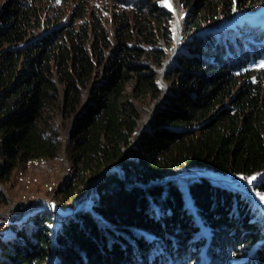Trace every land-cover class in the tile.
Segmentation results:
<instances>
[{"label": "trees", "instance_id": "1", "mask_svg": "<svg viewBox=\"0 0 264 264\" xmlns=\"http://www.w3.org/2000/svg\"><path fill=\"white\" fill-rule=\"evenodd\" d=\"M183 1L186 40L133 157L124 149L166 89L175 11L159 0L0 1L1 182L56 157L63 128L74 166L64 201L112 165L124 171L104 174L74 215L42 210L0 238V264H264V211L249 195L205 177L163 182L192 166L243 180L264 171V14L215 27L249 0ZM246 188L264 198V181Z\"/></svg>", "mask_w": 264, "mask_h": 264}, {"label": "rangeland", "instance_id": "2", "mask_svg": "<svg viewBox=\"0 0 264 264\" xmlns=\"http://www.w3.org/2000/svg\"><path fill=\"white\" fill-rule=\"evenodd\" d=\"M0 1L5 2L6 0H0ZM258 1L260 2L258 3ZM54 2L57 3L58 0H54ZM159 3H161L165 7H168L167 5L170 4V7L168 8L173 9L175 11L176 17L178 16L180 20H182L183 16L187 14L193 7L192 3H189L183 0H159ZM71 5L72 3H69L66 5L67 11H69V8L71 7ZM261 14H264V0H249V2L247 3V6L244 9L236 8L229 20L225 19L224 16H220L217 22L213 26L215 27L222 26L226 23L235 24L236 22L242 21L243 19L253 18L256 16H260ZM175 24H176V21H175ZM174 36L175 37L173 40V45L170 48L171 56L169 58L172 60L174 56L177 54V52H179V50L181 49V46L184 40H186L185 38L182 37V31L180 33V38L178 41L176 40L175 29H174ZM259 62L264 63V55L261 57V60H259ZM165 70L166 69L164 67L162 70V73L160 74V78L161 80L163 78L162 82L164 85L166 84L165 91L167 93L168 84L164 80V75H163V73L165 74ZM165 91H164L163 96L160 98L158 104L160 103L161 99L164 98L166 94ZM155 105H157V103L153 102L150 106V110L148 111L144 110L142 118L140 120V126H139L138 133L141 127L143 126V124L145 123L146 117L147 116L149 117ZM57 122L58 123L61 122L60 118L57 119ZM137 137H138V134L133 140H135ZM67 143H68V129L63 128V145H62V148L59 154L56 157L54 158L40 157V158L31 159L25 163H20L18 166H16L13 169L10 175V178L6 184L2 183L0 180V188L4 192L6 199H7V203L0 206V238H5L9 236L10 234L13 233V231L18 226L22 225L29 218L34 216V215L31 216L30 214H28V216H25V218H23L22 220L16 221V222L6 219L8 216L17 214L18 212H20V210L23 208L24 205H27L36 199L44 198V199L52 200L57 203L56 206L58 207L61 206L62 209H65V210H70L74 207L76 201L81 196L78 197V199L72 205L71 203L64 201V197L58 196L59 195L58 193H60L61 187H63L66 184V182L70 179L74 171L73 161L70 159L66 151ZM125 156H126V153H125ZM133 156H135L134 149L131 150V153H129V156H126V157H133ZM69 166L72 167L71 171L68 170ZM183 171H201L202 174H206L209 176H217V175L211 174L206 168L195 167V166H192L189 169L178 171L176 173H182ZM176 173H173V175ZM195 176H198V175H195ZM187 177H192V176L185 175V176H180L177 178H187ZM95 187H94L93 192L91 190L92 194L95 191ZM244 188L248 190V192H250L252 195L257 197V195H255V193H253L250 189H247L246 187ZM241 193L246 194L244 192H241ZM90 198L88 202L84 204L82 207L88 206ZM257 199L263 203V207H264V198L261 199L257 197ZM260 207L264 211V208L262 207V205ZM46 209L51 210L54 216L56 217L55 212L52 208H44L42 210H46Z\"/></svg>", "mask_w": 264, "mask_h": 264}, {"label": "water", "instance_id": "3", "mask_svg": "<svg viewBox=\"0 0 264 264\" xmlns=\"http://www.w3.org/2000/svg\"><path fill=\"white\" fill-rule=\"evenodd\" d=\"M181 31H182V26H181ZM181 33V32H180ZM180 38V36H179ZM172 59H169L168 62L166 63L165 65V69L168 68V65L170 63ZM164 75V73H163ZM163 80V78H162ZM166 85V84H165ZM166 93V91H165ZM164 98L161 99L160 102H162ZM160 104H157L154 106L152 112L150 113L147 121L145 122V124H143V126L141 127L139 133H138V137L133 140L131 142V144L129 145L128 148L125 149V153H126V156H129V153H131V150H133L134 148L137 147L139 141H140V138H141V135L143 133V131L147 128V126L149 125V123L152 121L153 119V116L156 112V110L158 109ZM118 170L122 175H124V171L122 169V166L121 165H112L111 167H109L108 169L104 170L99 176L97 177H94V178H91L89 181H92L96 183L100 180V178L106 174L108 171L110 170ZM185 175H191V176H195V175H198L199 177H205L209 180H211L214 184L216 185H220V186H223V187H226V188H229V189H233V190H236V191H240V192H244L246 193L247 195H249L250 197H252L256 203L258 205H262L263 207V203L260 202L256 196L252 195L250 192H248V190L244 189L241 187V185H246V186H250V185H255V184H258L262 181H264V171H262L257 177L255 180H252L251 183H249V180H243V179H235V178H232L230 176H224V177H219V176H209V175H206V174H202L201 171H183L182 173H176V174H170L166 177V179L163 181V182H166V181H169L171 179H175L177 177H180V176H185ZM230 181L232 182H235V183H238L237 186H232L230 184H228ZM43 200H45L46 202H50V203H55L57 204L56 202L52 201V200H49V199H44L42 198ZM83 201L78 199L74 205V207L70 210H65V209H62L61 206H59L61 208V211L60 213H56L55 212V219H58L59 217H68V216H72L74 215L82 206H83ZM44 208H47L45 206H41L39 208H37L32 214H30L31 216L35 215L36 213H38L40 210L44 209ZM264 208V207H263ZM27 219V218H26Z\"/></svg>", "mask_w": 264, "mask_h": 264}, {"label": "bare ground", "instance_id": "4", "mask_svg": "<svg viewBox=\"0 0 264 264\" xmlns=\"http://www.w3.org/2000/svg\"><path fill=\"white\" fill-rule=\"evenodd\" d=\"M181 26H182L181 20L177 16L176 17V24H175V34H176V40L177 41L179 40V36H180V32H181ZM147 119H148V116L146 117L145 122L147 121ZM228 184H230L232 186H237L238 183L230 181ZM94 187H95V183L92 181H89L84 194L79 198L80 200L83 201V203H82L83 205L88 202L90 194H91V190H93ZM241 187L244 188V187H246V185H241ZM41 206H45L47 208H52L54 210V212H56V213L62 212L61 208L56 206L55 203L46 202L43 199H36L33 202H31L27 205H24L23 208L20 210V212H18L17 214H13L11 216H8L6 219H9L10 221H14V222L22 220L23 218H25V216H28V214H32L37 208H39Z\"/></svg>", "mask_w": 264, "mask_h": 264}, {"label": "snow or ice", "instance_id": "5", "mask_svg": "<svg viewBox=\"0 0 264 264\" xmlns=\"http://www.w3.org/2000/svg\"><path fill=\"white\" fill-rule=\"evenodd\" d=\"M168 7H170V4L169 5H167ZM262 66H264V65H262ZM256 178L255 177H252V178H250L249 179V183H251L252 182V180H255Z\"/></svg>", "mask_w": 264, "mask_h": 264}, {"label": "built area", "instance_id": "6", "mask_svg": "<svg viewBox=\"0 0 264 264\" xmlns=\"http://www.w3.org/2000/svg\"><path fill=\"white\" fill-rule=\"evenodd\" d=\"M68 170H70V171H71V170H72V167H71V166H69V167H68Z\"/></svg>", "mask_w": 264, "mask_h": 264}]
</instances>
